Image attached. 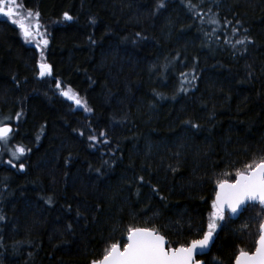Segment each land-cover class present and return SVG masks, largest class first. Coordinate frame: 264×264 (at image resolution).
I'll return each instance as SVG.
<instances>
[{"label":"trees","instance_id":"obj_1","mask_svg":"<svg viewBox=\"0 0 264 264\" xmlns=\"http://www.w3.org/2000/svg\"><path fill=\"white\" fill-rule=\"evenodd\" d=\"M17 2L40 12L53 72L39 77L40 53L0 19V121L13 129L0 141V264H90L129 226H155L172 246L199 238L217 179L264 154V0ZM100 131L107 142L89 140ZM258 213L220 221L202 260L253 251Z\"/></svg>","mask_w":264,"mask_h":264},{"label":"snow or ice","instance_id":"obj_2","mask_svg":"<svg viewBox=\"0 0 264 264\" xmlns=\"http://www.w3.org/2000/svg\"><path fill=\"white\" fill-rule=\"evenodd\" d=\"M165 0H157L158 7H163ZM190 9H194L196 6L192 4L191 0H188ZM24 7L17 2V0H0V14L6 16L9 20L19 26L21 33L25 41L31 42L33 36H40V12L35 11L32 8H27V14L23 15L19 8ZM211 11V9H209ZM33 14L35 19V28L32 27L31 17ZM67 19H72L68 12L64 13ZM201 19L203 17H200ZM211 23L218 24L220 21L217 19H211ZM225 23H230L225 20ZM237 24L240 21H236ZM233 33L237 31L235 27L232 28ZM140 34L137 33V36ZM250 36H243L237 40L236 44H243L246 40H251ZM232 43V41H228ZM48 44L47 36L36 44L37 48H43ZM235 47V45H233ZM41 60L38 61L40 77L51 76L53 72V66L47 63L44 59V53L41 51ZM192 73L191 80L196 79V67L193 66L189 69ZM180 77L184 81H189L188 73L180 72ZM55 86L60 90L61 95L67 97L69 100L75 102L76 105L83 106L86 112H91L92 108L88 105L87 100L80 97V95L71 88L62 87V81L59 78L55 80ZM183 89V85H181ZM186 90V89H184ZM160 95V93H157ZM19 118L21 113H15ZM10 117H4L0 121V141L5 144L9 142V138L12 134V125ZM190 123V121H189ZM198 127V125H193ZM81 131V135H83ZM100 137H104V141L107 142V136L105 132L100 131L98 134L89 135V140L100 141ZM39 139V137H37ZM29 149L22 144H17L16 149L12 152L13 156L19 158V155H23ZM19 154V155H18ZM12 163L11 160L8 161ZM19 167L23 169L25 165L19 164ZM99 171V169H97ZM140 181H144V176L139 177ZM215 199L211 201V219L207 224V230L202 228L197 230L199 238H193L190 242H179L178 246H172V242L168 239L167 235L155 227H137L129 226L127 228V240L126 242L118 241L113 242L104 249L103 255L99 258H93L90 264H207V261L197 259V255L206 254L205 250L210 251V245L214 241V233L216 232L220 221L226 219V210L236 215L243 208H256L259 206V213L256 217H249L250 220H254L258 224V235L255 240V250L249 251L241 247L238 253L235 254L234 264H264V219H260V216H264V154L254 157L248 163L243 164L242 167L235 168L234 179H217L216 181ZM157 186L153 185V190H156ZM51 203V197L47 198ZM77 215H81L79 211ZM0 216V219H3ZM72 227L71 224L68 225ZM245 228H249V224L244 225ZM202 233V234H201ZM212 260L219 261L221 258L218 255H213Z\"/></svg>","mask_w":264,"mask_h":264},{"label":"rangeland","instance_id":"obj_3","mask_svg":"<svg viewBox=\"0 0 264 264\" xmlns=\"http://www.w3.org/2000/svg\"><path fill=\"white\" fill-rule=\"evenodd\" d=\"M18 11H20V8L18 9ZM21 12V11H20ZM6 19L7 17L6 16H4L3 14H0V19ZM7 20H8V18H7ZM11 24H14L15 25V27L17 28V30L19 31V33H20V35H21V37L24 39V37H23V35H22V33H21V30L19 29V26L17 25V24H15V23H13L11 20H8ZM32 27H33V25H32ZM38 42H40L39 40H36V37H35V35L33 36V38H32V40H31V42H27L26 44H28V45H30V46H32V47H34L39 53H40V48H37L36 47V44L38 43ZM40 59H41V56H40ZM43 59H44V56H43ZM39 69V68H38ZM39 72V71H38ZM39 76V75H38ZM40 77V76H39ZM41 78H44V77H41Z\"/></svg>","mask_w":264,"mask_h":264},{"label":"water","instance_id":"obj_4","mask_svg":"<svg viewBox=\"0 0 264 264\" xmlns=\"http://www.w3.org/2000/svg\"><path fill=\"white\" fill-rule=\"evenodd\" d=\"M12 131H13V129H12ZM215 191H216V190H215ZM213 199H215V195H214V198H213ZM243 210H244V208H243L241 211H239L236 215H232V214H230V213L226 210V214L228 215V217H229V219H230L231 221H235L236 219L239 218V216L241 215V213L243 212ZM126 240H127V236H126V238H125V241H126ZM214 241H215V235H214ZM214 241L211 243V245H210V249H211V247H212ZM254 250H255V249H254ZM205 252H206V254H203V255L198 254L196 258L202 260V258H203L205 255H207V254L209 253V250H205ZM233 264H234V262H233Z\"/></svg>","mask_w":264,"mask_h":264},{"label":"bare ground","instance_id":"obj_5","mask_svg":"<svg viewBox=\"0 0 264 264\" xmlns=\"http://www.w3.org/2000/svg\"><path fill=\"white\" fill-rule=\"evenodd\" d=\"M13 132V131H12Z\"/></svg>","mask_w":264,"mask_h":264}]
</instances>
